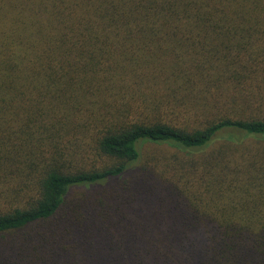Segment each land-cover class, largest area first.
Here are the masks:
<instances>
[{
	"label": "trees",
	"instance_id": "obj_1",
	"mask_svg": "<svg viewBox=\"0 0 264 264\" xmlns=\"http://www.w3.org/2000/svg\"><path fill=\"white\" fill-rule=\"evenodd\" d=\"M0 264H264V0H0Z\"/></svg>",
	"mask_w": 264,
	"mask_h": 264
},
{
	"label": "rangeland",
	"instance_id": "obj_2",
	"mask_svg": "<svg viewBox=\"0 0 264 264\" xmlns=\"http://www.w3.org/2000/svg\"><path fill=\"white\" fill-rule=\"evenodd\" d=\"M141 152L143 154V158L146 160V159L150 158L151 155H153V152L155 154H160L161 152L169 153V152H172V151L170 150V148H168V146H162V145H157L156 146L154 144L147 143V144H143L141 146Z\"/></svg>",
	"mask_w": 264,
	"mask_h": 264
}]
</instances>
